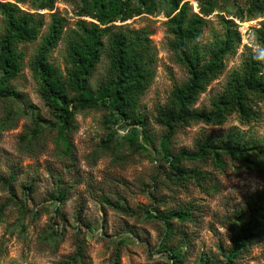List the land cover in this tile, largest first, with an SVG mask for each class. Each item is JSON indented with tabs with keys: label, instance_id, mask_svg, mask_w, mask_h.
Masks as SVG:
<instances>
[{
	"label": "rangeland",
	"instance_id": "374dc122",
	"mask_svg": "<svg viewBox=\"0 0 264 264\" xmlns=\"http://www.w3.org/2000/svg\"><path fill=\"white\" fill-rule=\"evenodd\" d=\"M46 1L53 2V9L38 10ZM0 2L17 4L16 0ZM184 2L192 12H199L197 0ZM216 3L199 40L202 47L223 37L222 18L233 21L241 42L227 58L224 73L199 97L197 110H210L212 99L241 69L243 56L259 51L258 31L264 28V16L249 15V0ZM18 6L43 15L45 27L36 42L19 46L24 53L23 70L12 84L22 99L0 97V264H229L241 227L250 219L252 198L259 197L264 206V171L257 172L226 154L222 166L212 157L185 160L184 167L208 174L199 186L191 179H178L162 160L165 129L156 122L157 110L169 102L175 86L189 77L170 49L173 37L166 26L170 3L159 2L153 15L115 23L147 29L157 54L156 77L139 104L153 142L145 144L139 137L147 150L136 152L124 138L132 127L107 124L103 109L76 115L67 149L32 71L31 61L48 33L51 15L56 14L65 20L66 34L49 61L65 72L69 32L80 19L92 22L77 16L81 0H28ZM3 32L0 14V36ZM109 64L105 52L91 80L93 88L104 79ZM259 113L260 119L249 125H242L232 114L221 125L196 121L180 126L170 150L175 155L181 150L196 151L199 140L224 138L235 130L264 145V102L259 103ZM113 130L117 135L105 147L102 140ZM147 211L155 215L190 211V216L185 221L170 220L169 233L167 224L149 218ZM262 222L233 264H264ZM173 250L181 252V263L172 256Z\"/></svg>",
	"mask_w": 264,
	"mask_h": 264
},
{
	"label": "trees",
	"instance_id": "16d2710c",
	"mask_svg": "<svg viewBox=\"0 0 264 264\" xmlns=\"http://www.w3.org/2000/svg\"><path fill=\"white\" fill-rule=\"evenodd\" d=\"M166 1L171 6L166 16V26L173 37L170 49L189 77L184 84L175 86L169 102L157 110L156 122L165 129L160 142L162 160L169 164L178 179H191L199 186L208 174L184 167L185 160L205 161L212 157L218 166H222V155L226 154L242 160L257 172H263L264 145L253 137L246 138L238 130L224 138L208 136L199 140L196 151L181 150L175 155L170 150L180 126L196 121L221 125L232 114L242 125L260 119L259 103L264 102V28L258 31L259 51L243 56L241 69L231 74L224 90L212 99L211 109L195 108L208 86L224 73L227 58L236 53L241 42L233 21L224 18L222 38L207 47H202L199 42L208 23L207 17L217 9L216 0H197L200 3L198 13L192 12L190 4L184 0H81L77 16L89 18L92 22L80 19L76 29L69 32L65 72L49 61L66 34L65 20L56 14L51 15L48 33L42 38L31 68L46 106L59 123L60 138L69 149L68 134L76 129V115L88 109H103L107 124L124 123L132 127L124 138L135 152L147 150L139 142V137L145 144L153 140L139 104L156 77L157 54L147 29L134 30L115 23L144 14L153 15L158 10V3ZM16 3L0 2L4 23V32L0 36V97L22 99V94L12 84L23 70L24 53L19 46L36 42L45 21L41 14L20 9L18 4H27L28 0H16ZM46 9H53L52 1L38 6V10ZM248 11L251 17L264 16V0H249ZM105 52L110 60L109 69L101 83L93 88L91 80ZM116 135L115 130L111 131L103 138V145L110 147ZM261 204L259 197L252 198L250 219L241 227L236 247L228 258L229 264H233V259L251 241V233L263 226L264 206ZM114 206L118 208V205ZM146 214L165 222L170 233L169 221L173 218L185 221L190 211L156 215L147 211ZM180 255V251H172V256L181 263Z\"/></svg>",
	"mask_w": 264,
	"mask_h": 264
}]
</instances>
